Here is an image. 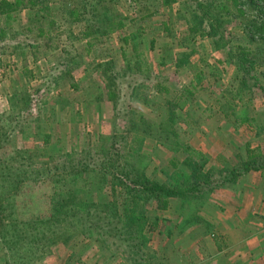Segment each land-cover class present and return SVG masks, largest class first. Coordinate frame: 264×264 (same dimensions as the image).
<instances>
[{
	"label": "rangeland",
	"instance_id": "rangeland-1",
	"mask_svg": "<svg viewBox=\"0 0 264 264\" xmlns=\"http://www.w3.org/2000/svg\"><path fill=\"white\" fill-rule=\"evenodd\" d=\"M67 1L0 0V264H264V170L225 172L264 155V0H71L78 19ZM207 3L219 45L190 31ZM92 5L124 28L83 36ZM118 159L194 197L147 202L131 237L116 210L52 199L59 169L109 192Z\"/></svg>",
	"mask_w": 264,
	"mask_h": 264
},
{
	"label": "trees",
	"instance_id": "trees-1",
	"mask_svg": "<svg viewBox=\"0 0 264 264\" xmlns=\"http://www.w3.org/2000/svg\"><path fill=\"white\" fill-rule=\"evenodd\" d=\"M82 1H83L82 7H84V3L87 2L88 0H82ZM161 1L165 6H172L173 4L177 2V0H161ZM66 5L72 7L73 9V10H70L69 15H71L73 19L74 17H77L78 19L79 15L75 12V9L76 8L78 9L79 4H75L71 0H68L66 2ZM14 7H15L14 4H11L9 2H0V18L9 17V15L14 12L15 10ZM203 7H204L203 9L204 16L200 22L202 31L201 30L200 32L197 31L198 25H195L194 27L190 28V31L192 34L200 33L198 35L202 37H207V38L211 37L214 40L218 39L216 40V44L219 45L223 38L225 25L227 24L228 21H226L221 16L220 13L215 12V9L219 10L218 8H220L216 4L207 3ZM90 8H91V15H90L91 21L88 22V26L83 31L82 33L83 36H89L90 35L89 33L91 31V33L95 35L94 37L99 38V36L108 35L109 33H114L124 28L125 26L124 22L120 18L119 14L117 13L114 14L113 12H110V11H106L105 13L100 14L96 10L95 5H92ZM70 24L74 25L75 23L71 22ZM85 31H89V32L87 33ZM224 45L225 44L219 47H224ZM250 54L251 53L249 52V50L248 51L246 50L245 52H243V54H241L238 58V59H242V61L239 64L242 65L243 63H246L248 61ZM142 124H144V122H142L139 125V128L147 125V123H145L144 125ZM149 126L151 125L149 124ZM172 132L175 133L174 131ZM146 133H150L148 132V126H147ZM174 140H175V136H174ZM188 151L190 150L188 148H185V152H188ZM188 158L189 157H187L184 160L183 164L191 165L188 162H185L188 160ZM249 159L250 161L245 162L242 165V167H234V168L225 170V172L228 173L227 178L228 176H230V179H228V181L235 180L236 178L240 177L244 173L259 172L260 170H264V155L261 154V157H260V155H257V153L255 155V153L249 152ZM118 160H119L118 162H115L116 166L114 168L115 169L114 175L116 177V182L112 183L111 190L109 191L111 196L109 195V192H106L105 185H101V184L98 185L96 183L91 182L92 180L88 175H87V178H86V175L84 176L85 177L84 179H87V180H82L83 176L74 169H70L69 171H62V169H59L60 173H62L61 175H66L67 178L66 180H64L65 185L62 186L61 188H57L56 185H54L55 191H53L52 199L53 200H61V199L68 200L69 202H72L70 208H74V209L81 207V205H77V201L79 200L80 202L85 204V206H89V204H87L86 201H91L93 207H91L90 209L98 208V210H100L99 208H101V210H105V209L116 210V215L114 216V218L117 221L121 218H122L121 220L126 221L124 225L130 231L129 237H131V233H132L131 231L135 229L133 227V223H135V220L136 222H139L142 224L143 218H141L140 215L145 214L144 207H145V204H148L147 202L155 203L156 209L160 211H167L170 207L171 199L184 198V197H190V196L194 197L193 193L191 192L192 190L186 191L184 187L180 186L179 182L175 184H169V185L164 184V183H161V184L152 183L148 181L143 175L134 176L132 174V170L130 169V167L132 166H130L129 169H127V167H125V165L122 164L121 160L120 159ZM176 160L177 158L175 157L172 160L171 164L175 167H178ZM90 171L95 172L97 170H88V173ZM110 171H111V168H110ZM110 171H108V173H110ZM99 173H105V172L100 170ZM182 175L184 176L185 173H183ZM208 175L209 173L203 175V178L206 177L207 183L209 182ZM77 176L82 177L81 179L80 178L79 179L82 180L83 187L79 185L80 181L78 178H76ZM192 177H194V174L189 176L190 181L193 180ZM195 181H196L195 187L199 188L201 186V183H199L198 179H196ZM186 182L188 183L189 181H186ZM119 187L122 189V192L117 191ZM211 192H213V189L209 191V193ZM117 195L120 196L119 198L120 201L117 199ZM96 197L98 201L95 200ZM111 197H113L115 200L112 199L110 202ZM59 206L62 207V205H59ZM60 207H59V210H60ZM93 210H96V209H93ZM69 213H72V212L67 211L64 216L65 219H67V217L69 216ZM100 213H103V212L100 211ZM53 215H55V213ZM136 215H137V218L135 217ZM97 228L100 231V234L102 237H104V235L106 236L108 235L107 232L105 233L102 230L101 226ZM122 229L123 231L124 230L126 231L125 228H122ZM61 234H63V231L58 235H61ZM91 235L92 233L90 232L88 236H91ZM39 242H43V241L40 240Z\"/></svg>",
	"mask_w": 264,
	"mask_h": 264
},
{
	"label": "crops",
	"instance_id": "crops-1",
	"mask_svg": "<svg viewBox=\"0 0 264 264\" xmlns=\"http://www.w3.org/2000/svg\"><path fill=\"white\" fill-rule=\"evenodd\" d=\"M243 181L245 182V183H247V181H248V177L247 178H244L243 179ZM244 183V184H245ZM238 188V185L236 186V189ZM228 193H230V194H232L231 192H228ZM241 194H242V192H236L235 193V197H234V194L232 195V198H235V200H237L238 202H242L243 200H244V198H245V196L243 195V196H241ZM239 196V197H238ZM220 198V197H219ZM237 198V199H236ZM233 202H235V203H238V202H236V201H233L232 200V204H233ZM244 204V203H243ZM245 210V209H244Z\"/></svg>",
	"mask_w": 264,
	"mask_h": 264
}]
</instances>
